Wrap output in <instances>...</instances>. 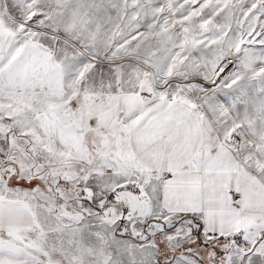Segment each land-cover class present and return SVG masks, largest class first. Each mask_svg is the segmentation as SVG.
Listing matches in <instances>:
<instances>
[{"label":"snow or ice","instance_id":"obj_1","mask_svg":"<svg viewBox=\"0 0 264 264\" xmlns=\"http://www.w3.org/2000/svg\"><path fill=\"white\" fill-rule=\"evenodd\" d=\"M0 264H264V0H0Z\"/></svg>","mask_w":264,"mask_h":264}]
</instances>
